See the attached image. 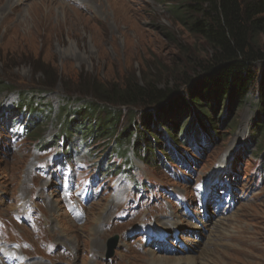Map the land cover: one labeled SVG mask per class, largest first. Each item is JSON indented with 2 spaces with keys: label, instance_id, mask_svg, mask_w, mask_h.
I'll use <instances>...</instances> for the list:
<instances>
[{
  "label": "rangeland",
  "instance_id": "374dc122",
  "mask_svg": "<svg viewBox=\"0 0 264 264\" xmlns=\"http://www.w3.org/2000/svg\"><path fill=\"white\" fill-rule=\"evenodd\" d=\"M182 3L0 0V81L39 90L43 107L37 112L52 119L42 123L36 139L0 124L1 249L9 246L25 258L3 260L0 253V264H152L151 251L184 264H264V153L252 137L255 91L233 108L230 129L218 121L217 139L182 147L183 167L170 165L169 172L165 165L146 167L131 154L142 182L135 186L113 175L111 155L102 151L108 140L92 142L97 144L89 149L88 136L75 132L69 161L72 149L64 154L59 144L40 148L68 123L70 113L63 108L68 101L93 99L81 87L121 84L133 76L139 82L150 75L157 79L187 54H205L207 45L175 15ZM17 101L16 93L0 91V118ZM61 157L65 164L58 163ZM213 178L232 185V199L201 204ZM51 204L59 206L55 214ZM95 208L101 210L98 223L97 213L90 214ZM174 225L180 228L173 230ZM10 238L21 241L7 242ZM95 238H103L100 249L92 247Z\"/></svg>",
  "mask_w": 264,
  "mask_h": 264
},
{
  "label": "trees",
  "instance_id": "16d2710c",
  "mask_svg": "<svg viewBox=\"0 0 264 264\" xmlns=\"http://www.w3.org/2000/svg\"><path fill=\"white\" fill-rule=\"evenodd\" d=\"M181 1L175 15L207 45L205 54H187L181 65L158 72L157 79L150 75L139 82L133 76L121 84L81 87L93 99L74 100L80 106L73 114L69 111V124L62 122L65 128L55 139L66 146L80 133L88 136L89 149L108 140V150L102 151L111 155L108 163L113 162L110 167L118 176L133 174L131 154L145 166L168 168L178 164L182 147L193 149L206 144L202 138L217 139L216 127L230 129L233 108L255 91L252 137L264 153V0ZM0 91L18 95L17 104L0 118L7 129L13 119L27 118V132L36 139L42 123L52 122L51 116L39 115L46 111L37 112L43 102L39 90L0 81Z\"/></svg>",
  "mask_w": 264,
  "mask_h": 264
},
{
  "label": "bare ground",
  "instance_id": "6f19581e",
  "mask_svg": "<svg viewBox=\"0 0 264 264\" xmlns=\"http://www.w3.org/2000/svg\"><path fill=\"white\" fill-rule=\"evenodd\" d=\"M58 163L59 164H62V163H64L65 164V160H61V159H59L58 160ZM222 165V164H221ZM215 188L216 189H224V188H226V184H216V186H215ZM113 204V203H112ZM99 206H101V204H98V207ZM50 208L52 209V214H55V212H58V210H59V206H58V204H51L50 205ZM106 211V210H105ZM104 211V212H105ZM95 213H97L96 214V216L98 215V219L96 218L95 220H97V223L98 222H100V219H99V214L101 213V210L98 212L97 211V208H95L94 209V211H92L90 214L91 215H94ZM204 214V213H203ZM54 216V215H53ZM67 216L68 215H65V217L67 218ZM95 216V217H96ZM189 216V215H188ZM67 223H69V226H73V223H71L70 222V220L67 218ZM221 221H222V219L219 221V224H221ZM215 227L216 228H214V233L215 234H217L218 233V227H219V225L218 224H215ZM174 228H177V229H179L180 227H179V225H174L173 226V230H175ZM95 233V231H94V229L92 230V232H91V234H94ZM163 238V237H162ZM217 238H219V237H217ZM100 239V241L103 239V238H99ZM99 239L98 238H95V244H93V246L92 247H94V248H96V249H100V246H101V244L99 243ZM102 243V242H101ZM102 247L104 248V245H102ZM101 247V248H102ZM149 257H150V260H151V263L152 264H184V262L183 261H181V262H179L180 260L179 259H177V258H173V259H167V260H163V259H161L154 251H151L150 252V254H149ZM86 264V263H85Z\"/></svg>",
  "mask_w": 264,
  "mask_h": 264
},
{
  "label": "water",
  "instance_id": "95a60500",
  "mask_svg": "<svg viewBox=\"0 0 264 264\" xmlns=\"http://www.w3.org/2000/svg\"><path fill=\"white\" fill-rule=\"evenodd\" d=\"M115 241H117V239ZM112 246H113V248H115L116 244L114 243Z\"/></svg>",
  "mask_w": 264,
  "mask_h": 264
}]
</instances>
